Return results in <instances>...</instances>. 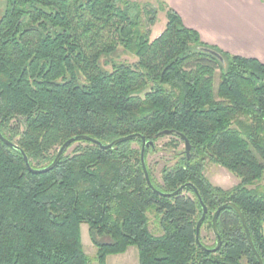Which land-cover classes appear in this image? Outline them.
Listing matches in <instances>:
<instances>
[{"label":"trees","instance_id":"16d2710c","mask_svg":"<svg viewBox=\"0 0 264 264\" xmlns=\"http://www.w3.org/2000/svg\"><path fill=\"white\" fill-rule=\"evenodd\" d=\"M163 7L166 27L151 39L156 10L131 0H0V131L32 167L51 164L73 137L108 144L141 134L155 143L145 152L154 187L171 193L192 183L199 192H154L141 138L107 150L77 140L42 174L0 139V264H89L82 224L98 264L133 246L138 264H260L231 206L218 217L219 249L197 244L201 200L205 247L218 242L215 212L232 202L264 262V187L256 184L264 176V63L205 43ZM120 48L136 61L114 60ZM163 130L174 133L158 136ZM177 132L190 141L189 156ZM160 152L173 162L158 178L148 157ZM208 163L240 182L214 184Z\"/></svg>","mask_w":264,"mask_h":264},{"label":"crops","instance_id":"0c3cea01","mask_svg":"<svg viewBox=\"0 0 264 264\" xmlns=\"http://www.w3.org/2000/svg\"><path fill=\"white\" fill-rule=\"evenodd\" d=\"M204 42L264 63V0H167Z\"/></svg>","mask_w":264,"mask_h":264},{"label":"rangeland","instance_id":"374dc122","mask_svg":"<svg viewBox=\"0 0 264 264\" xmlns=\"http://www.w3.org/2000/svg\"><path fill=\"white\" fill-rule=\"evenodd\" d=\"M131 1L138 2L139 4H141V6H145V5L150 6L156 10L154 23L151 24V31H152L151 39H155L156 37H158L166 27L167 15H166V9L163 7V4L164 2H168V1L167 0H131ZM114 60L133 63L136 61V58L132 54L127 53L122 48H120L117 55L114 57ZM107 69L110 70L111 66L110 65L107 66ZM169 139H170L169 136H165L159 141L158 144L162 145L168 142ZM184 146H185L184 144H181L180 148H184ZM170 162H173L170 156H167L162 152L150 154L148 157V163L150 164V167L152 168V170L154 171L155 175L158 178L161 177L160 172L162 167ZM205 174L214 184L219 185L225 189L234 187L240 182V178H238L235 174L230 172L225 167L218 165L216 163H208ZM257 183H259L264 187V176L262 180L256 182V184ZM150 228L152 231L156 232V228L154 224H151ZM81 236L85 251L87 255L91 258L89 264H98L97 260H95L97 254V247L92 242L87 224H82ZM203 236L208 245H213L214 242L212 237L210 236L206 237L205 231H203ZM138 263H139V253H138V249L134 246L129 247L126 253L109 255L107 257V264H138Z\"/></svg>","mask_w":264,"mask_h":264},{"label":"water","instance_id":"95a60500","mask_svg":"<svg viewBox=\"0 0 264 264\" xmlns=\"http://www.w3.org/2000/svg\"><path fill=\"white\" fill-rule=\"evenodd\" d=\"M206 51L212 53L213 55H215L217 58H219L220 60H223L222 56L214 51V50H211V49H205ZM172 133H174L173 130H163L162 132H160L158 134V136H161V135H171ZM177 134H179V136L181 137V139L184 141L185 143V152L188 154H190V150H191V143L190 141L188 140V138L182 134V133H179L177 132ZM134 138H141L142 139V151H141V163H142V167H143V170H144V173H145V177H146V180H147V183L148 185L152 188V190L158 194H162L164 196H175V195H178L180 194L186 187H191L194 189L195 193L199 195V192L197 190V188L192 184V183H187V184H184L182 185L180 188H178L176 191L174 192H171V193H163L161 191H159L158 189H156L151 181V178H150V175H149V171H148V167H147V163H146V156H145V152L148 148L152 147L155 145V143L152 141V140H147L145 136H142L141 134H130V135H127V136H123V137H120V138H117L115 139L114 141H112L111 143H108V144H104L98 140H95L89 136H86V135H80V136H77V137H73V138H70L69 140H67L62 146L61 148L59 149L55 159L52 161L51 164H49L48 166L46 167H43V168H34L30 165V162H29V159L27 157V155L25 154V152L17 145L15 144L14 142H11L9 139H7L0 131V139L7 145L9 146H12L14 148H16L17 150H19L25 160V163L28 167V169L30 170V172L34 173V174H42V173H47V172H50L51 170H53L57 165L58 163L60 162L65 150L70 146L72 145L75 141L77 140H87V141H92L96 144H98L102 149H112L114 146L118 145V144H121L123 142H126V141H130ZM201 200V198H200ZM201 205L203 207V214H202V217L201 219L199 220L198 224H197V229H196V241H197V244L199 246H201L203 249H206L208 251H211V252H215L219 249V247L221 246L222 244V240H221V236L219 235V232H218V228H217V221H218V217H219V214L220 212L227 206H231L233 207L244 228H245V232H246V235L248 237V240H249V243L251 245V248L254 252V254L256 255L258 261L260 264H264V262L262 261L255 245H254V242H253V239L251 237V233H250V230L247 226V223H246V220H245V217L243 215V212L241 211V209L235 204V203H232V202H229L227 204H224L222 206H220L218 208V210L215 212L214 214V217H213V230H214V233L217 235L218 237V242H217V245L214 247V248H208V247H205L202 243H201V239H200V232H201V225L204 221V218L207 214V207L205 206V204L203 203V201L201 200Z\"/></svg>","mask_w":264,"mask_h":264}]
</instances>
